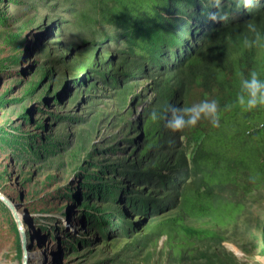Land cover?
Wrapping results in <instances>:
<instances>
[{"label":"rangeland","instance_id":"1","mask_svg":"<svg viewBox=\"0 0 264 264\" xmlns=\"http://www.w3.org/2000/svg\"><path fill=\"white\" fill-rule=\"evenodd\" d=\"M114 5V0H0V192L13 202L23 224L27 264H167L165 254L155 263L150 255L163 246V237L155 248L142 240L137 222L159 215L156 204L164 205V200L144 192L174 189L168 179L181 182L176 172L163 168L159 177L137 170L130 151L139 150L142 141L128 139L134 130L127 126L115 133L99 126L97 137L91 135L80 150V128L90 123L88 105L99 100L110 105V89H120L111 78L143 86L146 76L130 78L97 64L79 75L60 76L71 57L88 49L96 50L97 57L110 54L112 63L136 57L134 37L141 24L135 17H122ZM206 5L200 1L198 10ZM246 11L240 0H222L220 9L213 4L207 9L208 16L226 14L221 21L226 23L246 17ZM195 23L203 22L191 20ZM164 56L171 60L173 54ZM91 83L96 85L89 87ZM87 87L97 93L73 102L72 94ZM136 93L141 100V92ZM146 105H135L131 125ZM213 192L242 203L243 209L226 239L198 244L205 253L211 250V258L196 263L264 264V187L247 196L231 185ZM208 205L212 212H226L224 206ZM124 240L131 243L123 245ZM0 264H23L18 227L2 201Z\"/></svg>","mask_w":264,"mask_h":264},{"label":"trees","instance_id":"2","mask_svg":"<svg viewBox=\"0 0 264 264\" xmlns=\"http://www.w3.org/2000/svg\"><path fill=\"white\" fill-rule=\"evenodd\" d=\"M114 1L113 7L122 17H135L141 24L134 37L136 57H120L112 63L108 62L110 54L97 57L96 50L88 49L71 57L68 67L61 68L64 72L60 76L69 72L79 75L97 64L130 78L144 75L147 81L142 86L141 82L122 84L116 76L111 78L113 85L120 89H110L113 99L110 105L102 100L88 105L90 123L80 128V150L84 151L91 135L97 137L99 126L106 125L113 133L123 131L126 126L134 130L128 139L142 141L138 142L139 150L130 151L135 153L134 160L130 161L135 168L159 177L163 176L161 170L167 168L182 180L168 179V185L174 187L172 190L144 192L145 196L164 200V205L156 204L161 210L157 217L144 224L137 222L142 240L155 248L163 237V246L150 252L153 262L163 254L168 258L167 264L172 259L179 264L186 260L197 264L195 260L201 258L208 261L211 250L205 253L198 244L204 240L226 239L228 227H233L243 209L242 203L224 199L213 189L231 185L247 196L254 189L264 187V107L246 112L236 104L242 75L247 77L256 71L264 80V4L246 11L247 16L238 21L215 23L207 13L208 5H212L209 0ZM200 1L208 5L198 10ZM198 19L203 22L201 26L191 24V20ZM250 20L262 36L260 43L251 48L245 44L246 39L253 38L246 27ZM165 53L173 54L172 59L166 58ZM46 74L44 70L40 79ZM40 83L41 80L34 82L32 89ZM94 85L91 83L89 87ZM89 87L76 90L72 101L77 103L97 93ZM137 90L141 92V100H137ZM205 99L219 102L218 128L202 120L195 128L173 133L165 128L163 121L154 122L149 118L153 109L162 112L168 104L184 107ZM137 103L147 105L137 123L131 125L129 118ZM225 105H232L231 110H225ZM124 159L128 160V156ZM208 203L217 208L224 206L226 212H212ZM161 207L166 209L162 211ZM122 243L127 245L131 241Z\"/></svg>","mask_w":264,"mask_h":264},{"label":"clouds","instance_id":"3","mask_svg":"<svg viewBox=\"0 0 264 264\" xmlns=\"http://www.w3.org/2000/svg\"><path fill=\"white\" fill-rule=\"evenodd\" d=\"M240 2L243 8L248 10L260 6V0H240ZM209 3L220 9L222 0H209ZM227 18L226 14L220 12L209 15L212 21H225ZM246 27L253 38L246 39L245 44L249 48L258 45L262 36L255 23L252 20L247 21ZM236 104L246 112L264 107V80L260 79L256 71H252L247 77L241 76L240 92L237 95ZM231 107L232 105H225V110H231ZM149 118L154 122L163 121L165 128L173 133L195 128L202 120H207L212 127L218 128L220 127L221 108L216 99H205L184 107L168 104L162 112L153 109Z\"/></svg>","mask_w":264,"mask_h":264},{"label":"water","instance_id":"4","mask_svg":"<svg viewBox=\"0 0 264 264\" xmlns=\"http://www.w3.org/2000/svg\"><path fill=\"white\" fill-rule=\"evenodd\" d=\"M0 201H2L9 208V210L11 211V213H12V215L16 221L18 231H19V234L21 237V242H22L23 264H27L28 257H27V250H26V235H25V230L23 228V224L21 222V219H20V217L16 211V207L13 204V202H11V200L1 192H0Z\"/></svg>","mask_w":264,"mask_h":264}]
</instances>
